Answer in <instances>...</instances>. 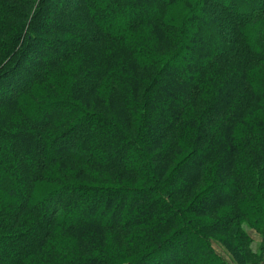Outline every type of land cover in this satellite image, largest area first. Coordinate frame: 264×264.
Returning a JSON list of instances; mask_svg holds the SVG:
<instances>
[{"label": "trees", "instance_id": "obj_1", "mask_svg": "<svg viewBox=\"0 0 264 264\" xmlns=\"http://www.w3.org/2000/svg\"><path fill=\"white\" fill-rule=\"evenodd\" d=\"M214 239L264 257V0H0V264Z\"/></svg>", "mask_w": 264, "mask_h": 264}, {"label": "rangeland", "instance_id": "obj_2", "mask_svg": "<svg viewBox=\"0 0 264 264\" xmlns=\"http://www.w3.org/2000/svg\"><path fill=\"white\" fill-rule=\"evenodd\" d=\"M53 4L55 5L57 3L53 2L52 5ZM251 234L256 240L255 245H257L258 244L257 242L261 240L260 234L255 229H251ZM189 247H190L189 250L197 249L198 251H203V247L201 245L199 246L196 243V241H193V240H192ZM213 247L227 261L228 264H239V262L233 256V254L230 253L229 249L226 248L220 241L214 239L213 240ZM255 247H257V246H255ZM259 264H264V257L260 261Z\"/></svg>", "mask_w": 264, "mask_h": 264}]
</instances>
